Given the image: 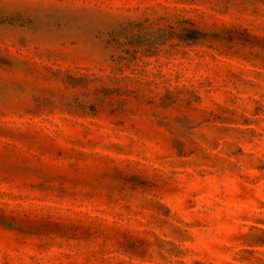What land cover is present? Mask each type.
Wrapping results in <instances>:
<instances>
[{
	"label": "rangeland",
	"instance_id": "374dc122",
	"mask_svg": "<svg viewBox=\"0 0 264 264\" xmlns=\"http://www.w3.org/2000/svg\"><path fill=\"white\" fill-rule=\"evenodd\" d=\"M0 264H264V0H0Z\"/></svg>",
	"mask_w": 264,
	"mask_h": 264
}]
</instances>
